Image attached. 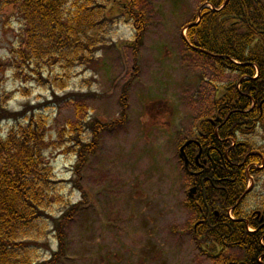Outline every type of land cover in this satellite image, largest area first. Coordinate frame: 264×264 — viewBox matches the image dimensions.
Here are the masks:
<instances>
[{
	"label": "rangeland",
	"instance_id": "1",
	"mask_svg": "<svg viewBox=\"0 0 264 264\" xmlns=\"http://www.w3.org/2000/svg\"><path fill=\"white\" fill-rule=\"evenodd\" d=\"M203 1L136 0L134 12L145 21L141 44H132V20L115 21L94 61L73 68L64 90L25 82L9 69L0 75L7 109L16 112L28 104L44 114L48 141H55L68 122L85 119L102 127L95 152L77 174L72 155L52 152L55 191L63 200L52 198L49 213L58 219L70 206L80 207L65 227L66 251L59 264H219L243 258L238 248L221 255L193 238L189 178L178 158L179 144L193 136L201 120L214 117L218 89L237 80L210 58L186 49V26ZM21 29L16 8L0 10V63L5 68ZM70 94L73 98L66 99ZM0 126L4 136L12 123ZM239 140H248L263 154V167L247 185L252 195L241 208L250 213L264 203V131ZM51 227L40 237L55 251ZM49 255L39 249L40 257Z\"/></svg>",
	"mask_w": 264,
	"mask_h": 264
},
{
	"label": "trees",
	"instance_id": "2",
	"mask_svg": "<svg viewBox=\"0 0 264 264\" xmlns=\"http://www.w3.org/2000/svg\"><path fill=\"white\" fill-rule=\"evenodd\" d=\"M135 2L0 0V10L16 8L22 24L8 67L0 63V75L9 69L15 78L22 77L25 82L64 90L73 68L88 67L94 61L105 45L107 28L115 21L132 20V44H141L145 21L140 12H134ZM207 4L210 9L203 8ZM201 7L194 22L186 26V49L210 58L218 70L236 74L237 80L218 89L214 110L220 122L212 126L209 119H204L194 130V138L202 130L204 141L216 147L211 154L216 172L201 176L203 190L201 179L192 180L203 208V217L197 213L203 223L198 225L194 238L199 244H210L213 251L218 249L221 255L231 248L244 254L241 260L224 259L219 264H264V227L240 205L236 206L240 199L245 200L248 179L258 175L257 167L261 165L255 153L258 150L248 140L240 144L238 138L247 134L245 126L253 127L258 119H264L259 117L257 107L252 108L253 103L264 98V0H205ZM1 83L0 80V92L5 93ZM73 96L67 95L66 99ZM52 97L59 99L53 91ZM7 100L4 94L0 97V125L3 121L12 123L4 136L0 126V264H59L66 251L65 227L80 207L70 206L58 219L49 213L52 198L59 203L63 200L55 191L52 152L72 155L77 174L86 157L95 152L102 127L85 119L68 122L55 141H48L46 116L28 104L20 111H10ZM196 153L195 145L186 150L192 171H196ZM217 179L220 185L214 184ZM202 191L212 209L208 221L201 203ZM260 208L264 210V203ZM230 209L233 220L228 217ZM215 211L219 218L214 217ZM49 223L57 243L55 251L40 237ZM43 247L50 253L47 258L39 256Z\"/></svg>",
	"mask_w": 264,
	"mask_h": 264
},
{
	"label": "flooded vegetation",
	"instance_id": "3",
	"mask_svg": "<svg viewBox=\"0 0 264 264\" xmlns=\"http://www.w3.org/2000/svg\"><path fill=\"white\" fill-rule=\"evenodd\" d=\"M252 107L253 108L257 107L259 109V117L264 118V98L260 99L258 101V104L253 103ZM215 117H216L215 120H211L212 126H214V125L218 124V122H220L217 114L215 115ZM258 130L264 131V119L263 120L258 119L253 127L245 126V128H244V131L247 132L248 136L252 135L253 133L257 132ZM204 138H205V135H204L203 131L201 130L200 132H198V136L196 137L197 145H195L196 149H197L196 156H198V160H197V162H195L196 163V169H197L196 173L202 174L203 175L202 177H206V175H208V174L213 176L214 173L216 172V167L214 165L215 163H214L213 158L211 156V154L216 150V147L212 144H210V145L207 144L204 141ZM196 156H195V158H196ZM260 156L262 158L263 154L261 153ZM262 160H263V158H262ZM212 181L213 180H211V182ZM220 181L221 180H219V179L214 180V184L220 185ZM255 212L251 213V217L252 218L255 217L254 219L257 220V223L264 224V211L261 212L260 216L255 214ZM194 222H195L194 224L201 223L200 219L198 220L197 217L195 218ZM195 229H197V226H194V232H195Z\"/></svg>",
	"mask_w": 264,
	"mask_h": 264
},
{
	"label": "water",
	"instance_id": "4",
	"mask_svg": "<svg viewBox=\"0 0 264 264\" xmlns=\"http://www.w3.org/2000/svg\"><path fill=\"white\" fill-rule=\"evenodd\" d=\"M193 141H187L180 149H179V158L183 161L184 163V168L185 170H188V167H189V162L185 156V152H184V149L189 146L190 144H192ZM196 193V189L195 188H192L190 189L189 193H188V196L190 199L193 198L194 194Z\"/></svg>",
	"mask_w": 264,
	"mask_h": 264
}]
</instances>
